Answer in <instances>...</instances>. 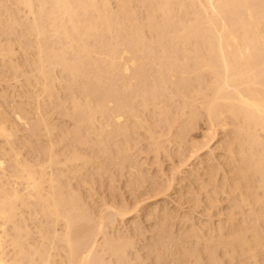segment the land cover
<instances>
[{
	"label": "bare ground",
	"instance_id": "bare-ground-1",
	"mask_svg": "<svg viewBox=\"0 0 264 264\" xmlns=\"http://www.w3.org/2000/svg\"><path fill=\"white\" fill-rule=\"evenodd\" d=\"M142 131L191 159L225 132L187 175L202 226L148 209L156 259L264 264V0H0V264H128L129 211L90 199L112 164L145 180Z\"/></svg>",
	"mask_w": 264,
	"mask_h": 264
},
{
	"label": "rangeland",
	"instance_id": "rangeland-1",
	"mask_svg": "<svg viewBox=\"0 0 264 264\" xmlns=\"http://www.w3.org/2000/svg\"><path fill=\"white\" fill-rule=\"evenodd\" d=\"M3 85H5L7 87V85L4 82H3ZM7 88H9V86ZM202 118H200L198 120L199 121L198 127L196 125L195 130L193 129V131L191 130L192 132L190 131L189 134H187V136H188L187 138L189 139V142H191L190 139H193L194 137H195V139H193V141L194 140H201V142H203L202 141L203 140L202 135H203V132L208 127V123L205 121L206 119H204L205 116ZM219 132L220 133H219V135H217L216 140L213 139V140H211L212 143L211 142L209 143V147H210V144H211V147L210 148L208 147L207 149H205L208 152H205V150H203V149H202L203 151L200 150L202 152V153L200 152V154H199L200 158L196 155L195 157L197 159H195L193 157L194 158V159L192 158L193 160L191 159L192 156L189 153V152H191V150L188 152L189 156H191V157H189L186 153H183V154H186V156H184L183 154H181V156L178 155L175 152L178 149V146L175 144H174V147L172 145V146H169L167 149L169 151V153L172 154V155H170L172 157H170L168 154H166V152H163V151L160 152V154L159 153L157 154L153 151H150L149 146H148V142H149V140H148L149 138H147L148 135L146 136V134L143 132L145 138H143V134H140L142 136L139 135L140 141H139L138 147H136V149H135L136 151L133 150V152L136 153L135 154L136 155L135 160L139 161L141 163L140 168L144 171L145 180H141L142 182L139 181V183L136 182L135 184H133L132 178H134L136 171L131 170L128 173L127 171L125 172V170H124L125 174H123L114 164L110 165V168L108 169L107 173H103L102 175H100L96 179V182L94 184V189L92 192L94 194V196L92 198L93 200L90 199V201H91V204L93 206H97V210L99 212L101 210V207L103 206V202H105V201H107L108 203H113L119 207H122V206L126 207V209L129 211V213H127L125 219H120L118 221L119 224L117 225L116 229L111 228V227L109 229V232L112 234L118 233L117 231H118V229H120V233L122 234V236H126V237L130 238V240L131 239L133 240L132 241L133 246L128 248V255H130L128 264H131V263L132 264L133 263L134 264H136V263L137 264H150V263L151 264H177L176 261L173 259V257H168L164 261L163 260L161 261L160 259H158V260L156 259V254H157L156 252L157 251L153 250L154 246H152V244H153L152 242H154V240H152V239H154L152 235H154V231L156 232V229H154L155 227L153 225V218H151L152 216L150 217V214H149L150 210H148V209H151L150 207H153L155 205L159 208L167 207L170 211L175 212L176 216H180V217L182 215H186L184 213L189 212L190 213L189 216L192 214L191 216L194 219V221H193V219L190 217L192 219V223L195 222L198 224V226H202V223L208 218V217H206L207 212H206V209L203 208L204 206L197 207L195 205V202L190 201L189 198L192 197V194L190 196V191H191V193L193 192L191 189V186L194 185V181H191V179H189L188 176L190 175L191 171L193 170L192 168H194L193 167L194 165H196V167H197L200 164V167H201L200 170L203 169L202 167H204V166L206 167L209 164L208 159L211 158L213 155L216 158L213 157L212 159L215 158L217 160L219 158V160L220 159L222 160L220 155L224 153V149L220 147V144L218 143L217 139L220 142L221 141L220 139H222L224 137L225 132H221V131H219ZM141 138L144 139L143 142H142ZM145 140H147V141H145ZM145 142H147V143H145ZM197 142H199V141H197ZM216 142L218 143V145ZM144 143L147 144V147L144 145ZM141 145L144 147H142ZM188 145H189V143H188ZM185 147H187V146L185 145ZM188 147H187L186 152L188 151L189 148L192 149L191 146L189 148ZM211 148H213V150ZM143 149H145V150H143ZM173 149L175 151H172ZM208 149H211V150L209 151ZM214 149H216V150H214ZM139 150L142 152H140ZM146 150H147V152H146ZM220 150H222V151H220ZM137 151H139V152H137ZM211 151L214 152L213 155L211 154L212 153ZM144 152H146V154H144ZM204 152L208 153V154L205 155ZM148 153H150V154H148ZM209 153H210V156L211 155L212 156L208 158ZM155 154H157V155H155ZM29 156L31 159L36 158V154L32 150H31ZM183 156L184 157L188 156V158H190V159L187 158L189 160V163L187 162V164H184V162L186 161V158H184ZM205 156H207L208 159ZM180 157H183V158H180ZM159 159H161V160H159ZM182 159H185V160H183L184 162H181ZM206 159H207V161H206ZM199 160H201V162ZM195 161H197V162H195ZM180 162H181V164H180ZM182 163L185 166L182 165ZM204 163H205V165H204ZM179 167H181V168L183 167V168L180 169ZM178 168H179V170H178ZM159 172H161V173H159ZM186 172H188V173H186ZM146 175H147V178H146ZM183 175H185V176H183ZM173 177H174V181L172 183V181H170V180H173L172 179ZM168 179H170L169 180L170 181V187L168 186L169 185ZM187 179H189V180H187ZM158 180L160 182H162L163 185H162V183H158L159 182ZM152 181H154V184ZM156 181H158L157 182L158 185H155ZM188 186L190 187L189 189H188ZM171 187H172V189H171ZM187 192L189 194H187ZM223 199H224V197L221 199V201ZM224 200H223L222 204H220L221 202L219 203L222 206V207H220L221 209L223 208L224 205L225 206L227 205V202ZM190 208H191V210H189ZM213 210H214L213 212H215V213L213 214L214 219L212 221H214V223L217 224V221L219 219V215H217V214L219 212H222V210L219 211V208H218V211H217L218 213L216 212L217 209L216 210L213 209ZM202 213H204V214H202ZM220 216H221V214H220ZM222 216H224V215H222ZM222 216L220 218H223ZM202 219H205V220L201 221ZM183 222L184 221L178 220L175 224H171L172 230L176 234L179 233L180 231H184L185 228H187V227L190 228V226L192 224V223L189 224L190 222H187V223L186 222L183 223ZM131 260H132V262H131ZM134 260H136V261H134Z\"/></svg>",
	"mask_w": 264,
	"mask_h": 264
}]
</instances>
